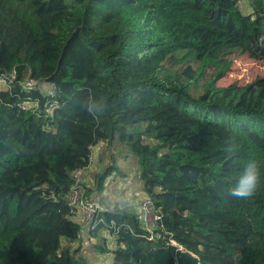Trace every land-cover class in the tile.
I'll use <instances>...</instances> for the list:
<instances>
[{"label":"trees","instance_id":"16d2710c","mask_svg":"<svg viewBox=\"0 0 264 264\" xmlns=\"http://www.w3.org/2000/svg\"><path fill=\"white\" fill-rule=\"evenodd\" d=\"M242 1L0 0V264H89L68 195L117 139L162 221L153 242L101 213L110 264H264V84L220 85L235 57L264 62V0ZM250 159L260 182L237 199Z\"/></svg>","mask_w":264,"mask_h":264},{"label":"rangeland","instance_id":"374dc122","mask_svg":"<svg viewBox=\"0 0 264 264\" xmlns=\"http://www.w3.org/2000/svg\"><path fill=\"white\" fill-rule=\"evenodd\" d=\"M240 8L245 14L252 13L249 0H243L240 3ZM259 78L263 80L262 83L264 84V62L256 61L248 56H238L235 57L232 71L220 82V85L229 86L236 82L246 85ZM4 84L0 81V89L4 88ZM114 148L121 150V152L116 151V156L110 151V158L113 156L111 164L115 165L119 171H116L112 176L105 179L103 189L100 190L97 186L93 193L97 195L96 198L105 207L111 210L127 211L135 214L142 226L140 200L143 191V181L140 178L138 169L139 161L127 149L121 147L119 139H117ZM84 236H80V244H74V248L79 247L82 249L89 264H110L112 256L109 254L102 255L94 247L100 242L95 239H87ZM111 250H113V247Z\"/></svg>","mask_w":264,"mask_h":264},{"label":"built area","instance_id":"2783aa9c","mask_svg":"<svg viewBox=\"0 0 264 264\" xmlns=\"http://www.w3.org/2000/svg\"><path fill=\"white\" fill-rule=\"evenodd\" d=\"M12 78H16V76L12 75ZM27 85L28 87H32L37 85V83L28 82ZM90 166L91 164L87 168L79 170L74 174L75 182L68 195L71 216L80 224L81 236H84L89 230L94 229L98 222L103 223V220L99 218L101 213L112 211L97 200L83 183L84 174ZM140 213L143 229L147 232L151 241L157 242V233L155 230L161 225V211L155 206L151 198L142 196L140 200ZM110 226L112 229H116L114 222Z\"/></svg>","mask_w":264,"mask_h":264},{"label":"clouds","instance_id":"9594fccd","mask_svg":"<svg viewBox=\"0 0 264 264\" xmlns=\"http://www.w3.org/2000/svg\"><path fill=\"white\" fill-rule=\"evenodd\" d=\"M87 110H99V104L90 100L87 103ZM260 182V168L255 160H248L244 165L243 172L237 179L234 186L229 188V195L237 199H246L255 194Z\"/></svg>","mask_w":264,"mask_h":264},{"label":"crops","instance_id":"0c3cea01","mask_svg":"<svg viewBox=\"0 0 264 264\" xmlns=\"http://www.w3.org/2000/svg\"><path fill=\"white\" fill-rule=\"evenodd\" d=\"M110 151L113 153V149L108 147L105 143H102L95 147L94 153L92 155V163L90 168L85 172L83 177V183L86 188L93 194L96 198L95 187L99 188V179L109 168L113 161V156L110 158ZM97 199V198H96ZM98 200V199H97ZM85 237V236H84ZM86 238H89L88 232L86 233Z\"/></svg>","mask_w":264,"mask_h":264}]
</instances>
